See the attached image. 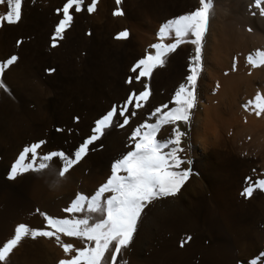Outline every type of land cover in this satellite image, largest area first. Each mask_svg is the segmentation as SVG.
<instances>
[{
  "label": "rangeland",
  "instance_id": "374dc122",
  "mask_svg": "<svg viewBox=\"0 0 264 264\" xmlns=\"http://www.w3.org/2000/svg\"><path fill=\"white\" fill-rule=\"evenodd\" d=\"M190 1L121 0L119 7L123 15L114 16L112 13L117 7L115 0H97L94 11L91 13L87 11V4L91 3V0H84L79 13H76L74 9L69 10L70 15L73 16L72 23L70 27L65 29L62 38L57 39L55 47L51 46V37L55 25H53L54 28L51 31H46L47 29L45 28L42 29V34L37 36L31 31L33 30L32 28H18L19 21L14 25L0 22V61L6 60L11 55L18 57L13 65L9 66L3 74H0V80L3 81L8 89L7 92L0 89V245L3 240L1 235L4 234L3 222L7 220L11 213L28 207L34 208L35 206L39 213L44 212L56 217L55 214L59 212L57 217L62 218L68 215L63 209L68 205L70 197L76 191L90 194L106 179L105 176L110 173L111 161L106 165L105 161L101 160L104 166L108 167L107 172L108 170L109 172L99 182L101 172L98 168L100 167L93 165L94 168L85 161L86 158L78 166H74L66 174L65 178L59 180L55 185H53L55 178L48 172L42 174L25 173L14 180L7 179V172L11 163L18 156L19 151L25 145L36 142L39 139L47 141L46 146H42L39 150L41 152L58 148L72 149L82 142L83 138L90 134L94 120L106 112L103 109V103L106 94L115 86L113 74L116 72L117 65L121 64L127 58V55L136 54L138 51L140 52L139 55L132 58L128 68L135 60L139 59V57L141 58L146 48L148 49V44L157 42L155 35L162 22L174 15L190 11L198 5V0H195L196 2L194 0ZM65 2L66 0H22V15L27 8H49L57 13L56 9L62 8ZM190 3L194 7L187 8ZM214 7V10L217 9L216 12H218L217 14L213 12L215 19L212 17V21L214 22H209L214 27L216 26L215 28L224 22L225 19L226 21L234 19L233 17L238 15L239 11L248 10L247 13H249L250 18H255L256 16L262 18L260 12L259 14L256 12L258 7L255 6L254 0H214ZM5 12L6 6L0 5V15ZM57 14L59 19L62 18V13ZM218 14H221V19ZM216 22L217 25H215ZM259 24L260 22L255 19V24L251 30L247 27L244 28L247 29L246 31L253 33V39L257 35L263 36ZM212 25H208L209 29L207 32H215V28ZM210 29L211 31H209ZM124 30H127L129 35L126 38H117V34ZM136 33H139L140 37L141 35L143 38L145 37L144 43L136 39ZM153 38L156 39L154 40ZM147 39L152 41L148 43ZM206 39L207 35H205L202 42L203 49ZM17 40H21L19 45L16 43ZM165 41V43L172 42L171 39ZM185 44L189 49L190 43ZM181 46L179 45L177 49ZM123 48L126 50H123ZM190 49L194 54V46ZM260 49L264 50L263 44ZM129 52L131 53L129 54ZM249 53H254V49L250 48L247 56ZM185 67L187 68V65ZM48 68H53L55 71L49 74L45 71ZM101 72L106 77L104 78L102 93L98 100L94 98L95 93L98 91L95 87V81L97 74ZM170 97H168L166 102L161 103L168 104ZM10 101L15 103V124L18 122V116L22 114V111L18 109V105L16 107L17 101L24 102V107L36 113L33 120L28 119L21 127L10 124L8 116V104ZM144 103L146 104L147 101ZM157 105L155 104L152 108ZM146 114L144 113V117ZM53 115L56 116L54 117ZM133 118H130V122H132ZM126 127L125 125L123 128H113L123 130ZM100 141L97 142L96 148L100 146ZM53 166L59 167L58 162H53ZM190 168L193 170V165ZM252 168L258 170L256 166ZM63 185L64 187H62ZM92 187L94 188L90 189ZM57 188L61 190H57ZM257 190L261 192L259 189L254 191ZM232 193L230 195L231 202L233 204L243 202L245 204L243 206L244 209L236 208V210H232L228 215L229 219L227 218L225 221L229 222L223 225L220 220H217L216 211L213 210V212L209 213L203 210L200 227L195 229L196 236L193 235L183 247L180 246V242L175 249L177 251H173V254L171 253L172 255H170L167 264H245L246 261L250 262L252 259L257 258L260 252H264V242L250 241V244L247 243L249 245L246 243L243 245L242 242L240 244V242L236 243L234 241L240 228L243 230L244 228L245 230L247 228L248 230L256 229V231L264 232V220H258L260 218L258 216L259 213L253 206L258 194H254L256 193L254 192L251 197L245 198L239 192ZM45 196L48 198V202L47 206H43V209L38 203L42 199L43 201L44 199L46 200ZM47 207L49 208L47 209ZM45 208L49 210V213ZM50 208L51 210L53 209V212ZM54 208L58 211L56 212ZM41 219L43 221L42 216ZM77 242H75V245H79L80 242ZM32 243H35L34 240L30 241L29 245H34ZM79 246L82 245L80 244ZM43 248L47 250V244L42 245V254L48 256V252L45 249L43 250ZM20 253L21 251L19 250V256H22ZM12 254V252L9 254L6 264L31 263L28 256H32V254L22 259H15ZM58 261L52 258L51 264H58Z\"/></svg>",
  "mask_w": 264,
  "mask_h": 264
},
{
  "label": "bare ground",
  "instance_id": "6f19581e",
  "mask_svg": "<svg viewBox=\"0 0 264 264\" xmlns=\"http://www.w3.org/2000/svg\"><path fill=\"white\" fill-rule=\"evenodd\" d=\"M191 6H193L192 3L187 8ZM261 8H264V4H261L256 9L258 14ZM214 9L213 12L215 13L217 9ZM247 11H239L240 13L233 17V21H226L224 18L225 21L220 25H217L216 22L217 28L210 23L214 22L212 20L215 19L212 12L209 24L215 28V32L206 33V44L204 43V49L202 48V70L197 80V103L191 112L190 122L181 126L182 131L186 133L182 146L189 148L185 155L192 160V174L175 197L165 198L153 206L141 223L129 249L124 252L123 259L127 261V264H167L173 251H177L175 250L177 245L184 238L195 235V229L200 227L203 210L209 213L213 212V210L216 211L217 220H220L222 225L227 224L229 221H225L229 213L232 210H236V208L243 210L245 205L243 202L233 204L230 200L232 192H242L244 186H246L245 177H250L253 181L254 178L264 177V113L257 116L251 110V106L248 110L243 107L245 103L254 97L257 91L264 95V66L252 68L246 60L250 48L254 49L255 52L256 49L261 48L262 44L264 45V16L262 18L257 16L250 18ZM58 19L59 15L49 8H27L18 22V28H32L33 34L38 36L42 34L41 31L44 28L47 29L46 31L53 30V25H56ZM255 19L260 22L259 26L263 36L257 35L253 39V33L246 31L247 29L244 28L247 27L251 30L255 24ZM141 37L139 33H136L137 40L143 41L145 37ZM147 40L148 43L152 41L150 39ZM183 45H180L179 49L169 54L165 65L153 69L147 78L150 92L149 100L146 103L148 110L155 104L166 102L168 97L175 91V88L179 83L183 82L184 77L188 74L185 65H188V58L193 55V51L190 49L193 46L187 44L190 47L189 50L185 46L186 44ZM123 50L126 49L123 48ZM129 50L131 51V49ZM139 53L138 51L136 54L127 55V58L117 65L116 72L113 74L115 86L106 94L103 103L104 111L108 110L113 104H122L129 91L133 89H136L137 92L143 90L142 85L139 83L133 84L131 88L124 83L128 75V65L132 58L139 55ZM233 58H235V70H233ZM105 77L102 72L98 73L96 77L95 87L98 91L95 93L94 98L98 100L102 93ZM211 91L212 93H210ZM23 103L22 101H17L16 103V107L18 105V109L22 111V114L18 116V122L15 124V103L13 101L9 102V109H7L9 111L10 124L21 127L28 119L33 120L36 113L24 107ZM144 113L146 114L145 111L137 110L136 117L130 122L131 127L143 120ZM53 116L55 117L56 115ZM126 126L123 130H116L113 127V129H109L102 136L103 138L99 143L103 147H97L95 151H91L86 156L87 160L85 159V161L90 165L100 167L98 168L101 172V175L99 174V182L109 172V170L107 172L108 167L106 165L127 150V137L130 127L129 125ZM101 160L105 161V166ZM254 166L258 170L253 169L252 167ZM182 167L187 168L189 165L184 164ZM254 192L258 196L253 206L259 213L258 216L260 218L258 220L262 221L264 220V191L259 192L257 190ZM57 193L59 192L57 191ZM46 196L45 202L42 199L38 203L43 209L48 202ZM46 211L48 212L49 210ZM58 214L59 212L55 214L56 217ZM3 223L4 234L1 235L3 239L1 245L14 234L15 225L19 223H25L30 227H44V222L35 206L34 208L28 207L11 213ZM259 231L240 228L234 241L236 243L240 242V244L242 242L243 245L245 243L250 244V241L262 243L264 242V232ZM61 239L65 243H73L74 246L80 245L79 241L77 242L72 238L62 236ZM32 240V238H25L13 249L12 255H14L15 259H22L32 254V256H28L30 257L29 260H31L30 264H51L52 258H55V260L67 258L54 238H37L34 240L35 243H32L34 245L30 246L29 242ZM75 242L79 243V245H75ZM44 244H47V250L45 248L43 250L45 249L48 252V256L42 254V245ZM19 250L21 251L20 254H22V256L20 255L21 257L19 256Z\"/></svg>",
  "mask_w": 264,
  "mask_h": 264
},
{
  "label": "snow or ice",
  "instance_id": "6c2138e0",
  "mask_svg": "<svg viewBox=\"0 0 264 264\" xmlns=\"http://www.w3.org/2000/svg\"><path fill=\"white\" fill-rule=\"evenodd\" d=\"M115 2L117 7L112 14L123 15L119 7L121 0ZM83 3L84 0H66L62 8L56 9L57 13H62V18L55 25L51 46H56L57 39L62 38L65 29L71 25L73 16L69 10L74 9L79 13ZM96 3L97 0H91L87 4L89 13L94 11ZM254 3L259 8L264 0H254ZM0 5L6 6V12L0 15V22L14 25L20 21L22 0H0ZM213 9L214 0H198V6L194 9L174 15L159 25L157 42L149 44L142 57L131 64L124 80L130 88L139 83L143 90L137 92L133 89L126 94L122 104L111 105L94 120L90 134L78 145L72 149L58 148L41 152L39 150L46 146L47 141L39 139L19 151L10 165L7 179L14 180L25 173L48 172L55 178V185L91 151L96 150L97 142L109 128L130 127L127 150L111 161L106 179L90 194L76 191L63 209L68 215L61 218L40 212L44 221L43 228L30 227L25 223L15 225L14 234L0 245V264H6L9 254L25 238H54L67 257L61 258L58 264H127L123 259L124 252L129 249L153 206L165 198L175 197L192 174L190 167H182L184 164L191 165L192 160L185 155L189 148L182 146L186 133L181 126L190 122L191 112L197 103V80L202 70V42ZM260 15L264 16V8H261ZM128 35V31L124 30L117 34V38H126ZM167 39L172 42L165 43ZM16 43L19 45L21 40ZM185 43L194 46V54L188 60V74L175 88L168 104L159 103L148 110L144 103L150 95L147 78L153 69L163 67L169 54ZM17 59L16 55H11L0 61V74ZM246 60L252 68L264 66V50L256 49L254 53L248 54ZM45 71L51 74L55 70L48 68ZM0 89L8 91L2 80ZM250 106L255 115L264 113V95L257 91L243 105L246 110ZM137 109L147 114L135 127H131L130 118L136 117ZM53 162H58L59 167H54ZM245 183L241 192L245 198L250 197L255 189L264 191V178L253 181L245 177ZM62 236L75 238L82 246L65 243ZM190 239L187 237L182 240L180 246L183 247ZM245 264H264V252Z\"/></svg>",
  "mask_w": 264,
  "mask_h": 264
}]
</instances>
